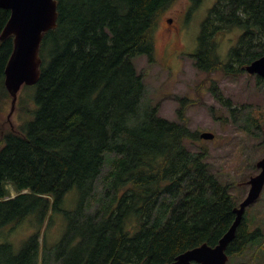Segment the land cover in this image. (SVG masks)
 <instances>
[{
    "label": "trees",
    "instance_id": "obj_1",
    "mask_svg": "<svg viewBox=\"0 0 264 264\" xmlns=\"http://www.w3.org/2000/svg\"><path fill=\"white\" fill-rule=\"evenodd\" d=\"M179 2L58 0V25L41 45L40 80L22 87L32 90L31 117L15 128L3 117L12 100L5 69L14 38L1 33L11 12L0 9V264H164L204 242L216 245L229 230L239 200L212 172L207 149L190 147L200 138L187 115L196 101L178 99V120L162 117L157 106L140 108L145 75L133 57L155 60L158 20ZM225 30L238 35L230 64L219 57ZM47 40L57 43L48 65ZM198 41V68L245 69L264 55V0H217ZM106 163L98 196L94 182ZM9 183L19 192L14 197ZM73 187L80 199L66 215V234L41 257L40 226ZM92 198L99 199L93 210ZM32 213L37 230L15 251L2 238ZM251 227L244 218L227 247L230 258L264 236L260 224Z\"/></svg>",
    "mask_w": 264,
    "mask_h": 264
},
{
    "label": "rangeland",
    "instance_id": "obj_2",
    "mask_svg": "<svg viewBox=\"0 0 264 264\" xmlns=\"http://www.w3.org/2000/svg\"><path fill=\"white\" fill-rule=\"evenodd\" d=\"M216 1L201 0L200 3L195 4L193 0H180L173 9L167 11L158 20L154 31L155 60L151 61L147 54H140L133 57V62L138 71L145 75L146 90L140 105L142 111L157 106L159 115L169 120H178L177 109L180 104L178 99L187 97L191 101H196L187 109L190 128L199 135L203 132H212L215 137L195 139L191 141L190 147L199 151L207 149L206 160L210 163L212 172L221 182L230 186V192L240 204L250 189L247 181L260 172L257 161L264 156L262 133L264 80L258 83L256 78L249 77L247 73L236 78L223 77V72L206 74L196 66L194 54L197 53L199 46L202 22ZM76 15L77 13H73L74 19ZM63 30L68 31L69 26ZM61 35L62 31L60 38ZM237 38V32L233 30H225L218 35L219 57L223 58L222 60H228L227 56L236 45ZM56 44L54 40H47L44 45L42 53L47 65L51 61ZM212 76L216 81L209 83L208 80ZM214 85L217 86L218 95L225 99L229 98L235 108L241 106L242 110L237 109L232 112L217 100L212 89ZM31 93L30 88L20 90L16 108L10 117L12 101L7 100L3 114L7 126L18 127L31 117L30 110L33 107V103H29ZM255 106H260L261 109ZM253 109L261 110L263 115L257 113L249 117L247 114ZM109 170L110 166L106 163L94 182L95 194L98 196L103 195L104 175ZM7 189L9 197L19 193L11 183L7 184ZM79 199L78 188L73 187L65 195L59 206L60 209L40 226L38 240L40 245H43V251L39 253L41 257L46 256L45 254L51 255L59 245L68 228L66 215L77 208ZM98 206L99 199L92 198L90 209L93 210ZM245 216L252 229L253 224H260L264 231V192L259 202L248 207ZM39 222V216L32 213L18 225L9 227L2 240L11 243L15 251L20 252L37 230ZM241 263L264 264V236L252 243L242 255L234 256L229 260V264Z\"/></svg>",
    "mask_w": 264,
    "mask_h": 264
},
{
    "label": "water",
    "instance_id": "obj_3",
    "mask_svg": "<svg viewBox=\"0 0 264 264\" xmlns=\"http://www.w3.org/2000/svg\"><path fill=\"white\" fill-rule=\"evenodd\" d=\"M0 9H8L11 12L3 27L1 39L9 36L14 38V48L5 69V86L12 96L10 117L16 108L22 86L35 85L40 80L41 45L46 33L58 25V0H0ZM246 69L264 78V55L248 64ZM11 125L14 126L13 123ZM200 137L213 139L215 134L203 132ZM257 167L261 169L260 172L247 181L250 184L248 194L239 206L235 207V219L219 242L214 246L204 242L180 253L172 262L164 264H228L230 256L227 247L235 238L247 207L261 196L264 189V156L257 161Z\"/></svg>",
    "mask_w": 264,
    "mask_h": 264
},
{
    "label": "flooded vegetation",
    "instance_id": "obj_4",
    "mask_svg": "<svg viewBox=\"0 0 264 264\" xmlns=\"http://www.w3.org/2000/svg\"><path fill=\"white\" fill-rule=\"evenodd\" d=\"M208 56H211V55H206V54H202V55H200V57L202 58V59H204V58H206V57H208ZM230 55H228L227 57H229ZM221 59H223V58H221ZM224 64H230L229 62H227V60L225 61V63ZM200 71H202V73H206V74H213V73H215V72H223L224 74H223V77H227V78H229V77H233V78H236V77H239V76H241V75H244V74H246L247 73V75L249 76V77H254V78H256V80H257V82L259 83L260 81V76L258 75V74H251V73H249L248 71H247V69L245 68V69H230V70H217V69H205V68H198ZM216 81V78H214L213 76L212 77H210L209 78V80H208V82L209 83H214ZM213 93H214V96H215V98L217 99V100H219L223 105H225L226 107H228L229 109H230V111H232V110H237V109H240V110H242V107L241 106H237L236 108L232 105V103H231V100L229 99V98H227V99H225V98H223L221 95H218V93H217V91H218V89H217V86H213ZM257 109H261V107L260 106H255ZM233 112V111H232ZM257 113H259L260 115H263V113H262V111L260 110H256V109H253V110H251L250 112H248V116L249 117H252L251 115H253V116H255ZM264 116V115H263ZM253 120H255V118H253ZM262 133H264V126H263V131H262ZM259 170H261L260 168H258V171ZM249 187H250V185H249ZM246 214V213H245Z\"/></svg>",
    "mask_w": 264,
    "mask_h": 264
}]
</instances>
